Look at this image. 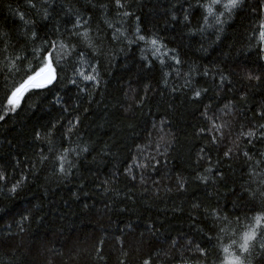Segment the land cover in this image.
I'll use <instances>...</instances> for the list:
<instances>
[{
    "label": "trees",
    "instance_id": "trees-1",
    "mask_svg": "<svg viewBox=\"0 0 264 264\" xmlns=\"http://www.w3.org/2000/svg\"><path fill=\"white\" fill-rule=\"evenodd\" d=\"M49 3L51 7L44 5L49 14L45 20L43 9L30 8L28 0H0V34L8 33L19 54L28 57L32 43L40 40H26V29H34L38 37L56 38V30L71 29L77 15L88 19L85 27L100 37L96 41L100 54L90 59L98 62L101 83L80 93L67 83L72 75L67 69L58 83L38 95L29 93L21 108L0 121V170L10 177L8 187L27 177L16 194L8 187L0 191V264H143L157 251L167 252L171 259L161 255L152 264H177L181 254L189 264H216L218 236L229 242L237 215L243 218L252 215L250 209L264 208V197L257 194L253 199L244 191L249 179L246 158L224 156L242 127L247 130L254 122H264L257 115L264 110V53L254 31L258 20L264 19V0H244L222 31L214 26L203 32L199 30L203 10L196 7L197 0H129L134 14L112 29L104 23L100 7L109 4L108 16L115 17L110 0ZM19 13L29 25L23 24ZM185 14L190 23L184 21ZM115 27L125 36L113 40ZM137 27L142 34L155 36L182 63L174 65L165 57L162 66L147 50L150 45L129 44ZM206 70L208 76L203 75ZM222 76L227 79L221 87ZM186 78L191 86H185ZM193 89L207 91L193 100ZM4 95L0 73V101ZM225 103L233 111L222 116L228 127L222 140L213 133L217 135L213 144L211 135L201 131L210 127L203 115L205 106L211 105L209 113L221 115ZM76 117L78 127L68 133V121ZM49 132L52 152L45 140ZM66 135L70 140L64 139ZM84 146L88 152L69 155L74 166L67 175L56 170L55 149L79 151ZM240 148L258 154L264 152V141L241 142ZM42 155L49 160L41 163ZM200 156L205 159L199 160ZM133 158L149 164L143 183L140 170L135 171V180L125 174ZM209 160L216 166L214 175L223 173L214 185L195 179ZM178 176L187 177L183 191L177 187ZM106 187L111 190L106 192ZM204 208L218 209L232 221L224 225L227 233H220V223ZM21 213L29 215L23 231L17 223ZM172 240L178 241L180 251L171 248ZM197 245L206 250V257L195 251ZM251 264H264V254L255 251Z\"/></svg>",
    "mask_w": 264,
    "mask_h": 264
},
{
    "label": "snow or ice",
    "instance_id": "snow-or-ice-1",
    "mask_svg": "<svg viewBox=\"0 0 264 264\" xmlns=\"http://www.w3.org/2000/svg\"><path fill=\"white\" fill-rule=\"evenodd\" d=\"M112 7L115 10V17L109 18L108 8L109 4H101L100 7L104 10V23L109 29L114 28V24L122 25L125 22L124 18H127L134 13L129 7V0H110ZM244 0H197L196 7L203 10L202 25L200 31L203 32L205 28H211L214 26H220V30H223V25L232 18L237 10L243 6ZM44 5L51 7L49 0H41V4L38 7L36 3L32 0H28V6L30 8L36 9L39 12L43 9L44 15L43 19H48V10ZM95 7V5H93ZM191 7V5H190ZM173 20L176 19L175 16L172 17ZM19 19L24 25H29L30 21L27 20L23 13H19ZM184 21L189 22V16L185 14ZM88 24V19H83L79 15L75 17L72 22L71 29H65L64 33H60L59 28L56 30L58 36L53 38L51 36L38 37L37 32L34 29H26L24 35L26 40L35 42L40 40L39 44L32 43L31 56H22L18 51V44L11 43V38L8 33L0 34V55H3L4 59L0 61L3 63V68H0V73H3V79L5 80V95L4 99L0 101V121H3L10 113H15L17 109L21 108L22 102L25 100V96L29 93L40 94L45 89H50L54 84L58 83L67 69H71L72 75L67 77V83L76 86L80 93H87L89 87L95 90L100 87V75L97 69L98 62H93L91 57L98 56L100 54L99 47L96 43L100 37L97 35L93 37L91 29L85 27ZM257 40L259 51L264 53V19H259L256 29ZM30 32V35H29ZM195 35V33H192ZM125 36V33L120 27H115L112 33V39L117 40L120 37ZM64 37V38H61ZM127 39V37H125ZM251 39V38H250ZM143 43L145 45H150L147 50L152 53L154 60H157L162 66L166 63L165 57L171 61L174 65H180L182 62L176 55H169L171 50L167 49L161 41H159L155 36L148 37L141 33L139 27L135 31V39L128 40L129 44L132 43ZM82 45L83 47H78ZM9 49L12 52H9ZM87 49L88 51H85ZM147 60V56L141 57ZM264 59V57H261ZM87 65V68L85 67ZM151 66V65H149ZM90 69V70H89ZM173 71L179 75V69L173 68ZM164 75L167 77L170 73L165 72ZM204 76H208V71L203 72ZM11 79V83L8 81ZM226 77H221V87ZM248 79H253L249 76ZM259 79V77H255ZM83 83V87L81 86ZM192 81L190 79H185V86H191ZM165 86H167V80H165ZM176 89L173 88V91ZM207 89H193V100H199ZM128 96V93L125 94ZM30 98V97H29ZM132 98H135L133 92ZM59 97H57V103H59ZM138 106V105H137ZM211 105L205 106L206 110L203 113L205 120L209 122L210 127L205 130L209 135H211V143H217V135L219 134V139H223V130L228 127V122L222 119L223 115H230L233 111V106L230 103H225L224 107L220 109L221 115H213L207 110ZM67 111V109H65ZM261 120H264V110H261L257 114ZM217 121H220L219 123ZM163 123V122H162ZM79 124V117L70 119L68 121L67 132L72 133ZM55 127V125L53 126ZM163 130V129H162ZM51 133L49 132L45 137V140L49 143V152L54 151L52 147L51 140L49 139ZM41 136L38 133L37 139ZM65 140H70L69 136L64 137ZM163 139V137H162ZM261 140L264 141V122L256 123L254 122L250 128L245 130L243 127L237 134L233 143V147H229L224 153V156L231 159L233 155H243L247 162V175L249 179L244 182V191L248 192L249 197L255 199L257 194L264 197V152L260 153H250L247 150H242L240 148L241 142H246L251 145L254 141ZM57 155L53 161L56 165V170L64 175L70 172V169L74 166L73 161L69 160V155L73 154L79 156L82 153L89 151L87 146L79 148L77 151L75 148H63V150L55 149ZM203 152V149H201ZM147 159V158H145ZM155 159V157H153ZM205 159L204 156H200L199 160ZM49 157L42 155L40 157V162L44 163L48 161ZM157 165L153 164L152 167L155 168ZM149 167L148 163L138 162L136 158H133L132 163L127 165L126 175L135 180V171L140 170V182H144L143 172ZM216 166L212 165L209 160L208 166L204 169L203 173L196 175L195 179L199 180L201 184L208 185L209 183H216V176L223 179V173L216 171L214 175V169ZM10 177L6 174V170H0V191H3L5 187H8V181ZM27 177L21 176L18 180L13 182L8 191L11 194H16L21 188V185ZM177 187L179 190L183 191L185 185L188 182L187 177L176 178ZM111 181H106L105 184H110ZM250 185H256L255 188H251ZM109 187L105 188V191H110ZM199 204H193V208H200ZM211 218L217 220L221 227L219 229L220 233H227L228 228L224 225H231L232 221H229L228 217L219 214L218 209L209 210L208 208L203 209ZM252 215H245L243 218L239 215L236 216V228L231 231V236L229 242L224 243L222 238L218 236V260L216 264H251V258L253 253L259 250L260 254H264V208L261 209H250ZM29 220V215L27 213H21L20 219L17 222L20 230L23 231L24 222ZM190 243V242H189ZM178 241L172 240L171 248L180 251L177 247ZM196 252L199 253L201 257H206V250L202 249L197 245ZM161 255L171 259L167 252L157 251L154 256H149L144 259L143 264H152L153 258H158ZM124 264V261H121ZM177 264H189L187 260L184 259L181 254ZM202 264V262H199Z\"/></svg>",
    "mask_w": 264,
    "mask_h": 264
}]
</instances>
